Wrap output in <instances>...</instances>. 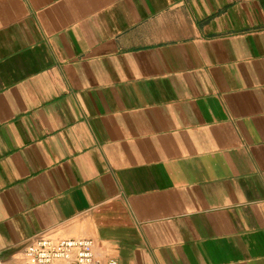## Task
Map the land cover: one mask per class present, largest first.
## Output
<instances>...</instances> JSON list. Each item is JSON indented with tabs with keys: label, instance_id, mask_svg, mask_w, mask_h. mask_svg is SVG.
<instances>
[{
	"label": "crops",
	"instance_id": "crops-1",
	"mask_svg": "<svg viewBox=\"0 0 264 264\" xmlns=\"http://www.w3.org/2000/svg\"><path fill=\"white\" fill-rule=\"evenodd\" d=\"M264 264V0H0V264Z\"/></svg>",
	"mask_w": 264,
	"mask_h": 264
},
{
	"label": "built area",
	"instance_id": "built-area-1",
	"mask_svg": "<svg viewBox=\"0 0 264 264\" xmlns=\"http://www.w3.org/2000/svg\"><path fill=\"white\" fill-rule=\"evenodd\" d=\"M93 243L84 239L51 241L39 237L25 249L24 264H99ZM107 264H116L110 260Z\"/></svg>",
	"mask_w": 264,
	"mask_h": 264
}]
</instances>
